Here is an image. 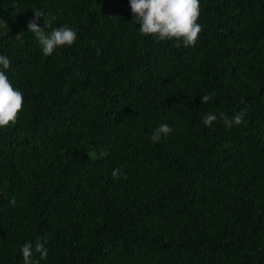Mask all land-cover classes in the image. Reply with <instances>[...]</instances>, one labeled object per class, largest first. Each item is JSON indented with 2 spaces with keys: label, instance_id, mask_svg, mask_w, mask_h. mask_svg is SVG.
<instances>
[{
  "label": "trees",
  "instance_id": "16d2710c",
  "mask_svg": "<svg viewBox=\"0 0 264 264\" xmlns=\"http://www.w3.org/2000/svg\"><path fill=\"white\" fill-rule=\"evenodd\" d=\"M37 9L75 43L44 56ZM0 19L24 97L0 128V264L38 237L40 264H264V0H200L189 47L142 35L129 0H0Z\"/></svg>",
  "mask_w": 264,
  "mask_h": 264
},
{
  "label": "clouds",
  "instance_id": "9594fccd",
  "mask_svg": "<svg viewBox=\"0 0 264 264\" xmlns=\"http://www.w3.org/2000/svg\"><path fill=\"white\" fill-rule=\"evenodd\" d=\"M133 19L139 25V32L142 35L154 36L159 41L175 40L177 47L182 41L184 47L195 46L203 27L198 23L200 17V0H129ZM44 13L40 10L33 11V17L27 22V31L34 34L35 39L41 46L44 56H50L59 47L71 46L77 40V32L67 26L52 28L55 17L43 19ZM43 20V27L39 20ZM6 33L9 29L6 23L0 19ZM45 28H52L46 32ZM18 36V34H17ZM11 61L5 55L0 54V128H7L15 125L19 113L23 110V93L12 85L5 70L9 69ZM214 93H205L201 97L202 104L208 103ZM246 109L237 112L231 118L224 113L219 114L226 128L234 124L243 123ZM218 119L216 114L209 113L203 117V124L211 126ZM173 129L167 124L159 125L152 133L150 140L153 143L159 142L161 137H167ZM107 155V153H105ZM114 179L127 178L120 168L112 172ZM14 204L15 201H10ZM47 238L38 237L35 242H26L21 247L24 264H40V260L47 259L48 248ZM38 254L39 259L34 257Z\"/></svg>",
  "mask_w": 264,
  "mask_h": 264
}]
</instances>
